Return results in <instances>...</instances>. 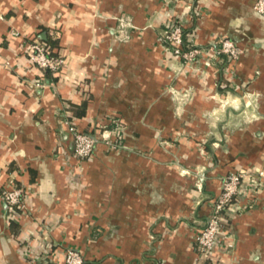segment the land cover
Masks as SVG:
<instances>
[{
    "label": "crops",
    "instance_id": "obj_1",
    "mask_svg": "<svg viewBox=\"0 0 264 264\" xmlns=\"http://www.w3.org/2000/svg\"><path fill=\"white\" fill-rule=\"evenodd\" d=\"M256 2L0 0V264H61L67 247L84 264H264ZM172 19L202 48L196 61L163 41ZM223 37L241 47L237 59L215 51ZM49 38L65 66L38 85L30 46ZM67 119L94 135L118 119L122 138L81 161ZM240 169L256 174L215 252H200L197 235ZM14 186L24 200L11 209L2 191Z\"/></svg>",
    "mask_w": 264,
    "mask_h": 264
},
{
    "label": "built area",
    "instance_id": "obj_2",
    "mask_svg": "<svg viewBox=\"0 0 264 264\" xmlns=\"http://www.w3.org/2000/svg\"><path fill=\"white\" fill-rule=\"evenodd\" d=\"M255 9L259 13H264V0H257ZM185 22L180 19H172L167 30L163 34V41L170 51L177 58L184 60L186 63L196 61L197 56L202 52V48L195 45H185L184 33ZM215 51L218 54H225L232 59H237L241 54V47L229 37H223L216 46ZM30 56L32 60L42 69L43 77L37 84H45V70L50 69L54 72L60 71L65 66V56L58 52L57 55L50 54L49 44L41 41L32 43L30 46ZM68 130L72 135L74 142V155L81 161L88 160L93 157L97 143L102 139L110 144L118 142L122 138V124L115 119L114 128L108 129L107 125L103 128L99 135H94L88 130L78 126V124L67 119ZM115 137V139H113ZM256 174L245 169L234 170L226 175L220 194L213 202L212 210L206 225L197 235L196 241L200 252L212 254L215 252L217 243L220 239L221 231L227 228L230 217L235 215L239 202L242 198V186L245 177ZM257 174H263L262 172ZM2 195L11 209L23 205L24 189L22 187H6L2 191ZM227 241L229 247L234 246L233 238ZM83 254L73 247L65 248L61 264H84ZM44 264H47L44 262Z\"/></svg>",
    "mask_w": 264,
    "mask_h": 264
},
{
    "label": "trees",
    "instance_id": "obj_3",
    "mask_svg": "<svg viewBox=\"0 0 264 264\" xmlns=\"http://www.w3.org/2000/svg\"><path fill=\"white\" fill-rule=\"evenodd\" d=\"M191 35H192V31L190 29H188V28L187 29L185 28L184 43L187 46L188 45H193L191 40H190ZM47 41H48L47 43L50 46V54L57 55L58 51L55 50V48H54L58 44L57 39L49 38ZM53 72L54 71H52L50 69L45 70V73L48 76V78L51 77L50 75L53 74ZM80 114H82V112H80Z\"/></svg>",
    "mask_w": 264,
    "mask_h": 264
}]
</instances>
